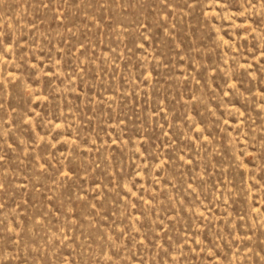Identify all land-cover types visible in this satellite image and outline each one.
<instances>
[{"label": "rangeland", "instance_id": "obj_1", "mask_svg": "<svg viewBox=\"0 0 264 264\" xmlns=\"http://www.w3.org/2000/svg\"><path fill=\"white\" fill-rule=\"evenodd\" d=\"M0 264H264V0H0Z\"/></svg>", "mask_w": 264, "mask_h": 264}]
</instances>
